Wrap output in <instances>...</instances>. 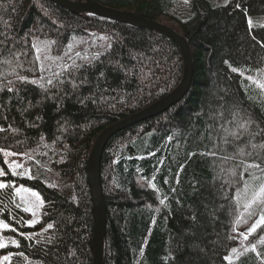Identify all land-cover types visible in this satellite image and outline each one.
Here are the masks:
<instances>
[{
    "label": "trees",
    "instance_id": "16d2710c",
    "mask_svg": "<svg viewBox=\"0 0 264 264\" xmlns=\"http://www.w3.org/2000/svg\"><path fill=\"white\" fill-rule=\"evenodd\" d=\"M88 1L175 22L194 57L186 96L104 148V264H229L226 256L232 264H264V226L244 244L239 235L264 206L249 216L236 198L244 180L261 183L245 166L264 168V91L253 82L264 83V0ZM183 77L182 51L163 33L50 0H0V149L17 154L0 152L2 179L43 199L29 227L15 188L0 189V221L10 225L0 260L94 264L88 162L95 142ZM16 156L26 158L24 175H12Z\"/></svg>",
    "mask_w": 264,
    "mask_h": 264
},
{
    "label": "water",
    "instance_id": "95a60500",
    "mask_svg": "<svg viewBox=\"0 0 264 264\" xmlns=\"http://www.w3.org/2000/svg\"><path fill=\"white\" fill-rule=\"evenodd\" d=\"M61 7L77 14H93L112 20L140 26L145 29L163 33L179 45L184 58V77L180 86L161 98L147 108L135 113L109 127H107L97 138L92 149L88 172L91 190L94 199L95 226L93 235L94 264H104V238L106 233L107 216L104 199L101 189L100 165L104 148L108 141L118 132L129 128L137 123L147 120L157 114L168 110L173 105L180 102L188 93L194 74V57L190 45L186 38L173 27L144 18L143 16L130 11L116 10L102 6L88 0H50Z\"/></svg>",
    "mask_w": 264,
    "mask_h": 264
},
{
    "label": "snow or ice",
    "instance_id": "6c2138e0",
    "mask_svg": "<svg viewBox=\"0 0 264 264\" xmlns=\"http://www.w3.org/2000/svg\"><path fill=\"white\" fill-rule=\"evenodd\" d=\"M239 7V5H238ZM249 26L251 27L252 21L249 19L248 21ZM34 48H36L37 51V60L40 59V49L37 48L36 45H33ZM77 55H79V53H77ZM44 65H41V69L44 70ZM233 72H237L238 69L237 68H232ZM62 73H53V77H57L59 75H61ZM241 75H243V73H241ZM43 79V77H41ZM20 79L22 81H26L27 78L26 77H20ZM247 79L249 81H253V77L248 76ZM32 83H36L35 80L31 81ZM254 83H258L259 84V88L264 91V83H259V81H253ZM48 84L52 83V78H49L47 80ZM9 91H11V89H9ZM0 152H3L4 155L7 156H12V155H17L16 153H12V152H8L5 151L3 149H0ZM5 163L7 164L8 161H5ZM9 167L11 168V172L13 176L16 175H24V172H17V169H21L23 168V164L21 163H16L15 161L12 162V164L9 165ZM249 169H259L260 171L264 172V168H261L259 164H251V165H246L245 166V172L247 173L248 177H250L252 180H256V179H260L261 183H259L258 185H252L249 183V180H244L243 182V188L242 189H237L236 191V198H237V204L240 203L241 200H243V208L246 210L247 214L249 216L253 215V208L257 207V206H264V177H260L257 178L254 174V172L249 171ZM29 172V178L30 177V170H25ZM6 173L5 171L0 168V176H4ZM9 187H14V185H9V184H5L4 182H0V189H6ZM153 187H155V185H153ZM15 191L17 193L20 192H24V193H28L30 194L32 197L35 198L36 201H39L38 204H34V207L39 208L42 204H43V200L40 196V194L33 190V189H29V188H25L23 185H21L20 187L15 188ZM250 193V195H249ZM161 203H164V201L162 200ZM17 207L19 208L20 205L17 204ZM24 212H31L33 216L36 215L35 211H33V208L31 207H24L23 208ZM243 216V214H241ZM36 220H30L27 221V224L29 227L34 226V224L36 223ZM262 226H264V209H262L261 215L259 216V219L256 220L255 223H253L251 225V227L247 230V233L245 232H241L239 233V235L241 237H243V239L247 240L248 236L255 233L257 231V229H260ZM53 225L49 224L48 228H52ZM0 228L2 229H10V225L8 223H4L3 221H0ZM12 231H15V229H11ZM13 244H16V241L13 240L12 241ZM6 245L3 242H0V248H5ZM253 250H255V245H253ZM233 253L237 252L236 248L232 249ZM3 259L5 261H7L9 259L8 256L3 257ZM226 260L229 261V264H232V258L230 256H226L225 257Z\"/></svg>",
    "mask_w": 264,
    "mask_h": 264
},
{
    "label": "rangeland",
    "instance_id": "374dc122",
    "mask_svg": "<svg viewBox=\"0 0 264 264\" xmlns=\"http://www.w3.org/2000/svg\"><path fill=\"white\" fill-rule=\"evenodd\" d=\"M160 22H161V23H164V24H167V25H169V26H171V27L176 26V23H175V22H173V21H169L167 18H161V19H160ZM25 160H26L25 156H22V157H21V156H16V157L13 158L12 162L15 161L16 163H21V164L24 165ZM12 162H11V164H12ZM21 169H22V168H21ZM21 169H17V172H18L19 170H21ZM10 170H11V168H10ZM24 173H25V172H24ZM0 182H4L5 184H9V182H8L6 179H2V176H0ZM20 186H21V185H15L14 188H17V187H20ZM23 186H24V185H23ZM24 187H25V188H28V187H26V186H24ZM29 189H30V188H29ZM33 190H34V189H33ZM35 191H36V190H35ZM37 192H38V191H37ZM15 193H16V197H17L19 203L22 205L23 208H24V207H31V208H33V211H35V213H36L35 216H33L31 212H29L30 215H31L30 220H36V221L38 222L39 219H40V217H41V212H42L43 204H42L39 208H36V207H34V204H38L39 201H36L35 198L32 197L30 194H28V193H24V192L17 193L16 191H15ZM38 193H39V192H38ZM40 196H41V195H40ZM41 198H42V196H41ZM42 200H43V199H42ZM5 230H7V229H2V228H0V242H3V243L6 245L7 242H8V240H7V238H6V236H5V233H4ZM243 240H244V241H242V244L245 243V239H243ZM5 256H8L9 259H10V256H9V255H5ZM5 256H3V257H5ZM3 257H2V259L0 260V264H7V261L9 262V259H8L7 261H5V260L3 259Z\"/></svg>",
    "mask_w": 264,
    "mask_h": 264
}]
</instances>
